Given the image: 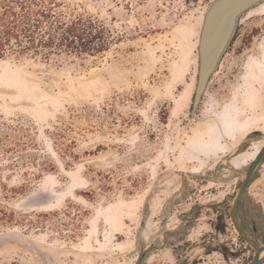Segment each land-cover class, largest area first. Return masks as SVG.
Masks as SVG:
<instances>
[{
    "label": "rangeland",
    "instance_id": "obj_1",
    "mask_svg": "<svg viewBox=\"0 0 264 264\" xmlns=\"http://www.w3.org/2000/svg\"><path fill=\"white\" fill-rule=\"evenodd\" d=\"M64 1L113 39L91 56L0 58V264H133L150 244L141 264L247 263L229 207L264 143V5L241 16L192 114L212 0ZM239 208L264 215V156Z\"/></svg>",
    "mask_w": 264,
    "mask_h": 264
},
{
    "label": "trees",
    "instance_id": "obj_2",
    "mask_svg": "<svg viewBox=\"0 0 264 264\" xmlns=\"http://www.w3.org/2000/svg\"><path fill=\"white\" fill-rule=\"evenodd\" d=\"M110 29L79 4L64 0H0V58L31 54L48 60L53 56H91L109 48ZM242 201V199H241ZM237 216L245 229L264 241V215ZM222 219V218H221ZM224 224H222V228Z\"/></svg>",
    "mask_w": 264,
    "mask_h": 264
},
{
    "label": "water",
    "instance_id": "obj_3",
    "mask_svg": "<svg viewBox=\"0 0 264 264\" xmlns=\"http://www.w3.org/2000/svg\"><path fill=\"white\" fill-rule=\"evenodd\" d=\"M264 0H212L204 13L197 43V78L191 103V113L198 108L211 76L217 70L221 58L226 52L241 16ZM264 110V100H263ZM249 132L247 138H251ZM239 154V151L236 153ZM264 154V143L256 150L253 158L246 165L244 175L236 184L229 207V218L237 235L253 249L251 259L245 264H264V241L255 238L241 224L237 216L238 204L252 179L254 171ZM220 170V169H219ZM195 173V172H191ZM211 177L210 179H212ZM147 213H143L136 240H140L145 228ZM153 244L138 251L133 264H141ZM263 253V254H262Z\"/></svg>",
    "mask_w": 264,
    "mask_h": 264
},
{
    "label": "flooded vegetation",
    "instance_id": "obj_4",
    "mask_svg": "<svg viewBox=\"0 0 264 264\" xmlns=\"http://www.w3.org/2000/svg\"><path fill=\"white\" fill-rule=\"evenodd\" d=\"M237 117H238V114H235L234 116H233V121L231 122V124L233 123V125H236L235 123H237ZM220 122L222 123V121L220 120ZM216 124V123H215ZM217 125V124H216ZM232 125V126H233ZM241 125V124H240ZM223 126V128H224V125H222ZM218 127V126H217ZM218 129H219V127H218ZM219 132H220V130H219ZM261 130H259V129H255V130H252L251 131V133H252V136L251 137H254V136H259L260 134H261ZM254 146H252L251 148H253ZM257 146H256V150H257ZM256 150H255V152H256ZM249 151V150H248ZM247 151H245V152H243V154H241L240 156H238L237 158H239V157H241L242 155V160H241V162H246V161H248L250 158H252V154H245ZM245 154V155H244ZM263 156H264V154H263ZM263 156L261 157V160H262V158H263ZM236 158V159H237ZM235 160V159H234ZM234 160L232 161V165L233 166H236V167H238V166H244V165H246V164H243V165H237V164H235L234 163ZM260 162V161H259Z\"/></svg>",
    "mask_w": 264,
    "mask_h": 264
},
{
    "label": "bare ground",
    "instance_id": "obj_5",
    "mask_svg": "<svg viewBox=\"0 0 264 264\" xmlns=\"http://www.w3.org/2000/svg\"><path fill=\"white\" fill-rule=\"evenodd\" d=\"M262 5H264V3H261V4H259V5H257V6H262ZM256 7V6H255ZM254 8V7H253ZM252 9V8H251ZM216 116V115H215ZM216 118H217V120H216V124H217V126L219 127V130H220V132L221 133H224L223 132V130H222V127H221V124H220V121H219V119H218V117L216 116ZM222 122H223V125H224V129H226V130H228V128H232V125H231V122H232V119L230 118V117H228V118H223L222 119ZM243 154V153H242ZM241 155V154H240ZM239 155V156H240ZM238 167H241V166H238ZM263 254V253H262Z\"/></svg>",
    "mask_w": 264,
    "mask_h": 264
}]
</instances>
